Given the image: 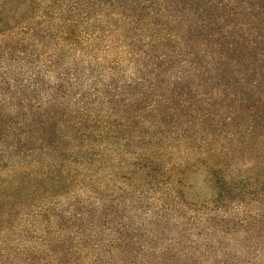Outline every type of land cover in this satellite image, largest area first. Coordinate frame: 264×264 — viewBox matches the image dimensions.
I'll list each match as a JSON object with an SVG mask.
<instances>
[{"label":"trees","instance_id":"obj_1","mask_svg":"<svg viewBox=\"0 0 264 264\" xmlns=\"http://www.w3.org/2000/svg\"><path fill=\"white\" fill-rule=\"evenodd\" d=\"M0 264H264V0H0Z\"/></svg>","mask_w":264,"mask_h":264},{"label":"rangeland","instance_id":"obj_2","mask_svg":"<svg viewBox=\"0 0 264 264\" xmlns=\"http://www.w3.org/2000/svg\"><path fill=\"white\" fill-rule=\"evenodd\" d=\"M192 185L189 189V196L190 198H196L195 193H201V196H205L206 192L204 191L203 187L200 184V179L199 178H194L191 180Z\"/></svg>","mask_w":264,"mask_h":264}]
</instances>
